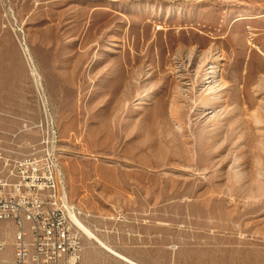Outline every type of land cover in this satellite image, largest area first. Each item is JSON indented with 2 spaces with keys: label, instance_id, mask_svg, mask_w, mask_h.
Here are the masks:
<instances>
[{
  "label": "rangeland",
  "instance_id": "obj_1",
  "mask_svg": "<svg viewBox=\"0 0 264 264\" xmlns=\"http://www.w3.org/2000/svg\"><path fill=\"white\" fill-rule=\"evenodd\" d=\"M24 121L57 131L69 200L114 250L264 264V0H0V139Z\"/></svg>",
  "mask_w": 264,
  "mask_h": 264
},
{
  "label": "built area",
  "instance_id": "obj_2",
  "mask_svg": "<svg viewBox=\"0 0 264 264\" xmlns=\"http://www.w3.org/2000/svg\"><path fill=\"white\" fill-rule=\"evenodd\" d=\"M18 32L23 40L21 29ZM37 84L45 106L39 78ZM39 129V143L20 139L24 132ZM7 135L8 139H0V264H82L81 211L68 197L57 154V131L48 124L24 121ZM22 147L28 151L22 152ZM3 223L13 227L10 258L5 257Z\"/></svg>",
  "mask_w": 264,
  "mask_h": 264
},
{
  "label": "bare ground",
  "instance_id": "obj_3",
  "mask_svg": "<svg viewBox=\"0 0 264 264\" xmlns=\"http://www.w3.org/2000/svg\"><path fill=\"white\" fill-rule=\"evenodd\" d=\"M217 66V65H216ZM218 70L214 69V67H210L209 71L205 73L206 78H205V84L207 85V90L209 92H207V97L208 101H211V99H216V95L222 91L221 87H223V77L222 75L217 72ZM224 91V90H223ZM207 101V102H208ZM212 102V101H211ZM210 103V102H209ZM207 107V106H206ZM209 111V110H208ZM214 113V112H213ZM216 114V113H215ZM205 115V114H204ZM211 115V114H210ZM213 116V115H212ZM207 117V115H206ZM211 117V116H210ZM219 122V121H218ZM78 223L83 231V233L90 237V238H95L97 239L100 243H102V241L98 238V236L96 234H94L90 229H88L87 226H85L81 221L78 220ZM103 244V243H102ZM110 251H113L109 246H106ZM132 264H136L134 262H131Z\"/></svg>",
  "mask_w": 264,
  "mask_h": 264
},
{
  "label": "crops",
  "instance_id": "obj_4",
  "mask_svg": "<svg viewBox=\"0 0 264 264\" xmlns=\"http://www.w3.org/2000/svg\"><path fill=\"white\" fill-rule=\"evenodd\" d=\"M2 228H12L13 229V227H12V225H11V223H3L2 224V226H1ZM86 237H88V236H86ZM88 238H90V237H88ZM99 238V237H98ZM91 239H93L94 241H95V243H92V242H90V241H88V240H84V239H82V245H83V250L84 249H94V251H101V252H109V253H111L112 255H114L116 258H118L119 260H121V261H123V262H126V263H130V264H132L131 262H134V263H136V264H140V263H137V262H135V261H133L132 259H130V258H128V257H126L122 252H118V251H116V250H114L113 248H111L110 246V248L113 250V251H110L106 246H108L107 244H105L100 238V240L102 241V243H100L97 239H95V238H91ZM5 241H6V243H7V245L9 246L10 245V243H11V238H10V242H7V240L6 239H4ZM8 246H7V249H6V251H5V257L6 258H10L11 257V255H12V249L11 248H8ZM11 247V246H10ZM83 250H82V255H81V262H82V264H90V263H88L87 262V260L86 259H84L83 258Z\"/></svg>",
  "mask_w": 264,
  "mask_h": 264
}]
</instances>
